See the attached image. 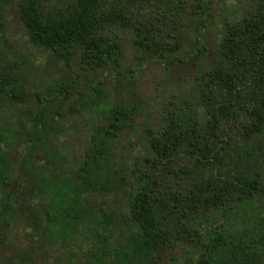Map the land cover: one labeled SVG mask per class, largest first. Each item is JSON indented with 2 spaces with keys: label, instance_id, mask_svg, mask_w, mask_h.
<instances>
[{
  "label": "trees",
  "instance_id": "1",
  "mask_svg": "<svg viewBox=\"0 0 264 264\" xmlns=\"http://www.w3.org/2000/svg\"><path fill=\"white\" fill-rule=\"evenodd\" d=\"M214 7V0L17 5L28 43L66 70L77 60L79 71L38 96L29 85L37 63L0 65V106L25 109L37 98L22 120L0 124V252L24 222L32 225L34 251L62 249L72 264H264V0L222 22L213 63L157 128L144 129L146 154L131 170L116 148L140 109L131 101L111 106L94 83L99 72L122 66L123 34L140 65L180 63L187 47L190 60H200L211 53ZM78 86L88 91L83 105L97 122L71 166L47 119Z\"/></svg>",
  "mask_w": 264,
  "mask_h": 264
},
{
  "label": "rangeland",
  "instance_id": "2",
  "mask_svg": "<svg viewBox=\"0 0 264 264\" xmlns=\"http://www.w3.org/2000/svg\"><path fill=\"white\" fill-rule=\"evenodd\" d=\"M23 0H0V19L4 26V36H0V65L5 68L9 65L14 68L22 67L21 61L29 58L38 64V69L30 73V90L32 94L41 95L54 82H72L79 71V63L75 60L72 69L66 70L61 63L55 62L50 52L39 50L31 46L25 35L24 27L19 20L17 5ZM41 2L57 4L64 0H40ZM252 0H214L215 17L214 30L207 37L208 48L211 53H206L200 60L191 61L193 48H186L181 53L182 62L168 58L166 64L160 60L146 61L139 64L138 52L133 47L126 34L121 36L124 57L122 66L113 71L99 72L94 78V83L103 89L104 97L111 106L117 103L134 102L140 109L136 124L127 138L122 139L116 148V153L124 154V168L131 170L134 161L146 154L148 141L144 136L147 127L157 128L171 102H177L184 95L188 96L191 84L197 73L210 66L216 53L218 38L222 22L228 18L238 17ZM232 16V17H231ZM18 73L17 70H15ZM89 98L88 91L82 86L70 91L67 103L54 104L48 114L47 124L51 128V141L60 148L66 156V165H75L81 158L86 146V138L93 129L97 119H90L89 109L83 101ZM62 99V98H61ZM37 98L28 104L25 109L17 106H0V124L4 120L12 122L22 120L26 113L33 112ZM77 107L78 112H72ZM19 120V122H20ZM17 175V170L14 171ZM25 179V178H24ZM24 179L21 181L26 185ZM33 242V228L29 223H18L11 228L8 243L0 252V264H14L23 258L30 259V264H69L72 258L62 249H44L34 251L30 246ZM29 261H27L28 263Z\"/></svg>",
  "mask_w": 264,
  "mask_h": 264
}]
</instances>
